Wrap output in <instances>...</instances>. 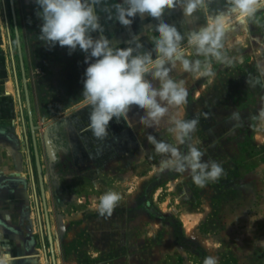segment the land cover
Wrapping results in <instances>:
<instances>
[{"label":"rangeland","instance_id":"obj_1","mask_svg":"<svg viewBox=\"0 0 264 264\" xmlns=\"http://www.w3.org/2000/svg\"><path fill=\"white\" fill-rule=\"evenodd\" d=\"M223 5L224 0H215L210 7ZM13 8L14 17L10 0H0L7 43L0 63L5 58L13 79L14 90L10 80L7 90L9 83L37 239L33 250L20 254L33 256L36 264H203L208 256L218 264H264V243H254L264 241V121L258 118L264 87L248 82L257 75V66L264 68V9L246 24L233 20L223 49L232 65L212 59L215 76L185 73L179 64L170 73L174 80H184L189 92L187 104L171 114L199 118L193 141H198L204 160L217 161L224 169L218 181L200 188L188 173L157 167L162 157L147 136L175 144L168 117L158 127L146 128L140 123L144 110L133 105L127 122H110L104 141L93 137L88 129L91 108L82 97L88 66L84 54L69 55L58 44L49 48L32 22L25 30L18 28V0ZM196 17L184 18L185 30L206 23L202 11ZM182 46L187 58L204 61L187 45V36ZM234 112L239 120L232 118ZM109 190L122 199L111 216H101L96 210L99 197ZM177 226L183 245L174 237Z\"/></svg>","mask_w":264,"mask_h":264},{"label":"clouds","instance_id":"obj_2","mask_svg":"<svg viewBox=\"0 0 264 264\" xmlns=\"http://www.w3.org/2000/svg\"><path fill=\"white\" fill-rule=\"evenodd\" d=\"M102 0H35L38 6L37 17L42 21L38 37L49 48L57 44L67 47L69 55L79 48L85 53L87 68L83 80L82 97L91 111L88 116V129L97 140L104 141L108 137L110 122L121 119L127 122L131 106L144 110L140 123L146 128L158 127L165 118L171 126L175 144L158 140L148 135L147 141L155 153L162 158L157 165L163 171L188 173L192 182L200 188L209 182L218 181L224 174L220 163L204 160V152L193 141L199 118L184 119L172 115L173 108H180L188 102V89L184 80H174L170 73L179 64L185 73L201 76H215L211 60L232 65L234 60L224 51L227 34L232 30L233 20L246 24L255 14L264 9V0H224L223 7L212 8L215 0H121L103 10L107 19L116 20L123 26H130L134 18L147 13L158 21L154 26L156 35L152 37V51L140 52L142 45L139 36H134L126 48L115 47L103 35L94 38L92 33L103 32L96 6ZM179 6L184 18L195 20L196 14L202 11L206 23L198 29L187 33V45L195 50L201 59H189L182 42L185 35L177 27L166 23L163 19L165 9ZM153 52L155 58H153ZM148 77H151L149 79ZM158 81V86L153 83ZM253 86L264 87V68L257 66V75L248 81ZM232 118L239 120L238 112ZM264 121V108L259 112ZM180 146H186L181 151ZM121 194L106 191L100 197L97 211L101 216H111L121 201ZM2 239V234H0ZM254 243H264L256 241ZM0 264H14L10 248L0 245ZM203 264H218L213 256L205 257Z\"/></svg>","mask_w":264,"mask_h":264},{"label":"crops","instance_id":"obj_3","mask_svg":"<svg viewBox=\"0 0 264 264\" xmlns=\"http://www.w3.org/2000/svg\"><path fill=\"white\" fill-rule=\"evenodd\" d=\"M18 2L22 15L21 19L17 18L18 28L25 30L29 27V23L32 22V29H39V23H42V21L36 15L39 9L35 0H18ZM116 2L119 3L121 0H102L101 4L96 6L103 32H94L92 33L93 37L98 38L101 34L108 38L113 46L126 48L134 46V44H130V41L134 36H139V43L142 45L139 51H152L154 48L152 37L156 35L154 26L158 21L147 13L134 18L130 26H123L114 19L109 20L107 19V13L103 9L110 7ZM162 19L166 23L176 26L178 31L185 36L190 31L188 28V30H185L182 9L179 6L174 9H165ZM5 36L6 33L0 16V52H4V48L7 45ZM76 52L84 54V57L86 55L79 48H77ZM153 58H155L154 52ZM8 80L11 81L12 89L14 90L9 67L5 58H3L0 63V234H2L0 245L25 251V242L30 237H35V224L33 222L35 211L34 208L30 209L29 207L31 201L30 186L24 180L25 173L21 172V170L24 171L22 155L18 150L20 148L19 138L21 137V130L17 125L18 117L14 93H9L7 90ZM24 211L27 213L26 222H31V230L29 231L23 227ZM2 220L4 225L1 226ZM19 226L20 229L17 230L16 228Z\"/></svg>","mask_w":264,"mask_h":264},{"label":"water","instance_id":"obj_4","mask_svg":"<svg viewBox=\"0 0 264 264\" xmlns=\"http://www.w3.org/2000/svg\"><path fill=\"white\" fill-rule=\"evenodd\" d=\"M10 5H11L12 14H13V17H14L15 13H14V8H13V0H10ZM15 28H16V24H15ZM19 51H20V49H19ZM22 74H23L22 80H23V85H24V89H25V98H26V103H27V111H28V115H29L30 128H31V131H32L33 148H34V151H35L37 176H38V180H39V184H40V188H41V192H42V197L44 199L45 193H44V188H43V177H42V173H41V166H40V162H39V156H38V153H37V146H36L35 135H34V126H33L32 118H31V110H30V106H29V96H28V93H27L26 79L24 77L23 69H22ZM48 153H49V155L51 157L53 156V150H52V148L50 146H48ZM61 225H62L61 224V219L59 218V229L61 231H63L64 228Z\"/></svg>","mask_w":264,"mask_h":264},{"label":"flooded vegetation","instance_id":"obj_5","mask_svg":"<svg viewBox=\"0 0 264 264\" xmlns=\"http://www.w3.org/2000/svg\"><path fill=\"white\" fill-rule=\"evenodd\" d=\"M23 215H24L23 216V219H24L23 227L25 228V230L28 229V231H29V230H31V225H30V223L26 222V219H25V217L27 218L26 211H24ZM2 225H4L3 220H2L1 226ZM16 229L19 230L20 226ZM35 243H36V237H30L29 240L26 241L24 244V250L25 251L33 250L35 248ZM9 248H10L11 254L14 258V264H36L35 260L33 259V256H24V255L20 254L21 249L17 250L16 248H12V247H9Z\"/></svg>","mask_w":264,"mask_h":264},{"label":"trees","instance_id":"obj_6","mask_svg":"<svg viewBox=\"0 0 264 264\" xmlns=\"http://www.w3.org/2000/svg\"><path fill=\"white\" fill-rule=\"evenodd\" d=\"M175 240L177 244L183 245V236L181 235V232L179 230V227H175V234H174Z\"/></svg>","mask_w":264,"mask_h":264},{"label":"bare ground","instance_id":"obj_7","mask_svg":"<svg viewBox=\"0 0 264 264\" xmlns=\"http://www.w3.org/2000/svg\"><path fill=\"white\" fill-rule=\"evenodd\" d=\"M8 90H10V84L9 83H8ZM61 224H62L61 226L64 228L65 227V223H64V220L62 218H61Z\"/></svg>","mask_w":264,"mask_h":264}]
</instances>
